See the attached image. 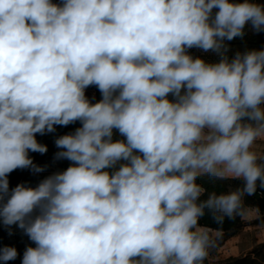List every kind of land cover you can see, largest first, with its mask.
Masks as SVG:
<instances>
[{
    "label": "clouds",
    "instance_id": "clouds-1",
    "mask_svg": "<svg viewBox=\"0 0 264 264\" xmlns=\"http://www.w3.org/2000/svg\"><path fill=\"white\" fill-rule=\"evenodd\" d=\"M249 31L260 0H0V228L30 242L0 264H204L221 232L200 221L264 188V46L232 49ZM77 124L53 141L66 168L10 184Z\"/></svg>",
    "mask_w": 264,
    "mask_h": 264
},
{
    "label": "trees",
    "instance_id": "trees-1",
    "mask_svg": "<svg viewBox=\"0 0 264 264\" xmlns=\"http://www.w3.org/2000/svg\"><path fill=\"white\" fill-rule=\"evenodd\" d=\"M264 43V33L253 35L250 31L245 36L243 40L237 39L232 42L233 51L239 49L243 50L244 48H260ZM216 59V58H215ZM213 59L212 61H214ZM89 90L93 91L97 98H99V93L95 88H90ZM77 125H70L67 128H58L55 134H48L42 137H38V139L48 145L49 151L46 155L33 154L35 162L38 164H48L50 167L47 172L40 175H32L27 170H17L10 175V184L15 186L17 183L25 182L36 184L39 179L43 178L44 175L49 174V172L66 168L68 165L67 161L54 162L53 161V153L56 151L54 146V138L56 135L64 134L66 132L72 131ZM199 183H201L208 192H216V193H225L229 191H234L237 188L242 187V181L235 179H215L209 176H203L199 179ZM246 210H255L257 213V218L253 222L256 225H264V188H261L259 185V181L257 182V190L251 196L244 197V210L243 213L239 216H236L234 219H225L222 224H216L213 220L206 216L203 220L200 221L202 225H208L213 230H219L221 232V236L217 239V244L215 248H219L223 245L225 241L234 237L238 234V232L246 226V223L243 219V215ZM30 243L26 236H24L21 232L16 231L14 235L9 236L7 231L0 228V246L10 245L15 246L23 251L24 247ZM264 247V244L260 245ZM259 254L256 249L251 251V254L240 256V257H228L225 260L218 261L215 263H211L208 259L205 260L204 264H264L259 258ZM10 264H20L19 259L15 262H10Z\"/></svg>",
    "mask_w": 264,
    "mask_h": 264
},
{
    "label": "rangeland",
    "instance_id": "rangeland-1",
    "mask_svg": "<svg viewBox=\"0 0 264 264\" xmlns=\"http://www.w3.org/2000/svg\"><path fill=\"white\" fill-rule=\"evenodd\" d=\"M195 55H203L204 58L208 61H212L216 57L212 54H201L199 52H195ZM94 92L88 90V95H93ZM262 145L260 142H257L254 146V150L258 154H262ZM256 211L246 210L243 215V219L246 223V226L241 229L237 235H235L232 239H228L223 243V245L219 248H212L210 250L209 256L207 257L208 261L211 263H215L218 261H222L227 259L228 257H240L251 254L253 249L258 251V258L264 262V247H261V244H264V225H256L253 222L257 218ZM218 242L216 241V244Z\"/></svg>",
    "mask_w": 264,
    "mask_h": 264
},
{
    "label": "crops",
    "instance_id": "crops-1",
    "mask_svg": "<svg viewBox=\"0 0 264 264\" xmlns=\"http://www.w3.org/2000/svg\"><path fill=\"white\" fill-rule=\"evenodd\" d=\"M260 2H261V3H264V0H260ZM258 142H260V141H258ZM260 143H261L262 145H264V142H260ZM261 150H262V152H264V148H262ZM262 154H264V153H262Z\"/></svg>",
    "mask_w": 264,
    "mask_h": 264
},
{
    "label": "bare ground",
    "instance_id": "bare-ground-1",
    "mask_svg": "<svg viewBox=\"0 0 264 264\" xmlns=\"http://www.w3.org/2000/svg\"><path fill=\"white\" fill-rule=\"evenodd\" d=\"M253 211H255V210H253ZM233 237H231L230 239H232Z\"/></svg>",
    "mask_w": 264,
    "mask_h": 264
},
{
    "label": "built area",
    "instance_id": "built-area-1",
    "mask_svg": "<svg viewBox=\"0 0 264 264\" xmlns=\"http://www.w3.org/2000/svg\"><path fill=\"white\" fill-rule=\"evenodd\" d=\"M262 46H264V43H262Z\"/></svg>",
    "mask_w": 264,
    "mask_h": 264
}]
</instances>
